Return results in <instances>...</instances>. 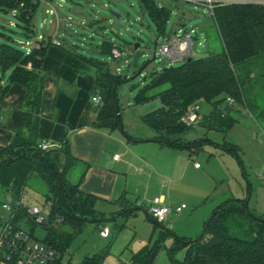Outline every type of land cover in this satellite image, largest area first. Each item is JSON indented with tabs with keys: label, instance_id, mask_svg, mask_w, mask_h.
Returning a JSON list of instances; mask_svg holds the SVG:
<instances>
[{
	"label": "trees",
	"instance_id": "1",
	"mask_svg": "<svg viewBox=\"0 0 264 264\" xmlns=\"http://www.w3.org/2000/svg\"><path fill=\"white\" fill-rule=\"evenodd\" d=\"M142 2L149 17L156 23L158 32L162 33L167 17L165 8L157 7L153 0ZM39 3L40 0H0V10L14 11L15 25L23 36H30L34 34L31 20ZM209 16L219 49L202 57L193 55L185 58L175 66L152 70L148 83L133 98L134 104L158 98L160 106L139 118L153 131L151 139L159 144L174 148L189 147L183 137L189 126L181 121V116L190 104L198 100L210 105L199 121L205 132H225L231 128L235 122L232 116L236 111L235 104H241L246 109L256 108L248 92L253 81L254 61L264 56V3L246 1L215 5ZM6 38L9 39L8 36ZM48 44L49 40L45 38L25 51L10 42L0 43V109L5 106L3 96L7 84L1 83L5 72L7 83H17L24 88L18 104L22 111L20 122L13 130L9 143L0 146V190L18 199L30 174L34 173L42 180L45 201H49L50 206L48 222L40 225L45 231L41 241L57 252L59 263L72 237L86 222H94L93 217L99 212L94 207L97 199L80 191L77 182H68L65 177L76 161L67 144L64 142L59 147L64 157L61 170L51 159L53 149L37 147L43 83L41 59ZM112 47L110 40H103L99 52L111 55ZM81 57L94 68L91 93L97 91L101 98L92 125L107 130L119 129L126 140L142 141L143 138L127 135L121 127L114 91L120 81L119 75L113 73L102 59L82 53ZM226 149L235 154L233 145ZM235 157L238 160L237 155ZM113 203L127 205L125 210L130 212L129 215H122V212L117 215L126 218L133 214L135 206L127 200L118 198ZM145 213L148 217L146 210ZM24 215V211L19 209L16 216L21 219ZM153 222L159 224V238L132 252L125 264L153 263L163 245L164 236L170 233L161 223ZM25 223L32 232L33 222L27 218ZM179 247L184 248V254L181 259L175 260L176 264H264V215L257 216L247 210L244 198H226L211 210L203 221L200 233L194 238L174 239L166 248L170 261L173 260L174 249ZM105 253L106 250H102L85 255L76 264H100ZM63 264L70 263L66 261Z\"/></svg>",
	"mask_w": 264,
	"mask_h": 264
},
{
	"label": "rangeland",
	"instance_id": "2",
	"mask_svg": "<svg viewBox=\"0 0 264 264\" xmlns=\"http://www.w3.org/2000/svg\"><path fill=\"white\" fill-rule=\"evenodd\" d=\"M153 4L157 7L163 6L167 12L162 33L158 32L156 23L149 17L142 0H51L50 5L54 7L51 17L40 4L36 7L31 20L34 34L30 36L21 34L20 28L15 25L16 17L12 10H0V43L10 42L20 47L21 41H32L38 34L46 35L49 30L53 32L58 29L62 39L76 45L73 47L76 51L106 61L110 70L119 75L120 81L114 91L121 127L132 137H149L153 135V131L139 117L159 107L160 102L157 97H153L143 103L134 104L133 98L148 83L152 70L159 71L163 67L180 63L179 60L170 61L158 52L153 53V41H156L157 47L172 30L180 35L176 32L180 29L191 30V50L195 57L205 56L210 50L218 49L219 45L207 7L184 0H153ZM103 40L112 42L119 51L118 57L99 52ZM134 43H138V48L144 50L137 60L136 68L130 65L131 46ZM254 62L253 81L248 96L252 98L256 108L246 109L241 104H235L236 111L232 113L235 122L230 129L225 132H205L199 126V121L210 105L204 100L196 101L197 118L188 125L189 128L183 136L189 147L171 149L168 153L159 150L152 153L159 168L168 160L171 164L178 163L181 177L170 186L167 183L160 188V182L154 176L151 177L148 188L143 182H131L130 178L128 189L133 194L129 200L135 209L126 218L117 213L129 215L130 212L125 210L127 205L115 206L96 201L94 207L99 212L98 215L93 217L94 222H86L72 237L62 256L63 262L76 264L85 255L106 250L100 264H125L132 252L159 238V224L147 217L144 210L154 194L165 195V203L171 212L161 222V226L170 233L164 236L161 242L163 245L152 264H176L175 260L183 257L184 248L174 249L172 261L167 257L166 248L176 237L191 239L199 234L203 221L211 210L226 198H244L247 201V210L256 215L264 212V56ZM111 131L119 134L125 142L121 130ZM232 145L235 154L226 149ZM193 163L198 168H194ZM44 193V183L32 173L19 198L23 204L38 206L41 214L45 215L42 210L46 202ZM4 195L0 190V201ZM180 203L185 208L179 214L173 213L174 206ZM96 222L108 228L109 234L106 238L98 235ZM26 227L29 228L28 225ZM44 234L43 227H33L32 236L35 239L41 240Z\"/></svg>",
	"mask_w": 264,
	"mask_h": 264
},
{
	"label": "crops",
	"instance_id": "3",
	"mask_svg": "<svg viewBox=\"0 0 264 264\" xmlns=\"http://www.w3.org/2000/svg\"><path fill=\"white\" fill-rule=\"evenodd\" d=\"M39 4L44 10L51 0H40ZM60 19H63L62 16ZM57 31L38 34L42 39H48L49 44L41 59L43 83L37 134L40 139H46L53 145L61 146L65 142L70 154L76 158L65 174L67 181L77 182L80 191L95 197L97 201L116 206L113 201L118 198L131 204L129 197L133 193L128 189L130 178L133 183L143 182L147 188L152 176L158 178L159 188L167 183L170 186L174 180H178L182 175L179 174L178 163L171 164L168 160L163 163L164 168L163 164L159 168L152 153L158 150L168 153L171 149L182 148L159 144L151 139L152 135L143 137L142 141L125 139L123 142L119 134L92 125L97 107L90 101L94 68ZM6 74L1 79V83L7 85L3 96L5 106L0 109V146L9 143L13 130L20 122L22 111L18 104L24 93L21 85L7 83ZM262 133L264 135V128ZM51 149V159L55 167L61 170L63 154L59 148ZM262 162L264 164V156ZM193 166L198 168L195 163ZM154 196H161L165 202L163 193ZM262 215L264 212L257 216ZM96 226L98 228L101 224Z\"/></svg>",
	"mask_w": 264,
	"mask_h": 264
},
{
	"label": "built area",
	"instance_id": "4",
	"mask_svg": "<svg viewBox=\"0 0 264 264\" xmlns=\"http://www.w3.org/2000/svg\"><path fill=\"white\" fill-rule=\"evenodd\" d=\"M190 3L203 5L208 8L211 13L212 8L215 5H224L231 3H243L246 1L261 2L259 0H184ZM21 6V2L19 3ZM54 9L47 4L44 8V12L51 15ZM14 12V11H12ZM174 30L170 35H166L161 43H158L157 47H153V53L158 52L170 61L179 60L182 61L185 58L193 56L191 50V35L190 31ZM42 40L40 35H37L32 41L19 42L20 47L25 51L29 48L37 46V41ZM155 44L156 41H155ZM111 56L118 57L119 51L116 47L111 48ZM90 101L94 106H98L101 102L100 95L97 91L90 94ZM228 102H231L230 98H227ZM197 118V105L195 103L190 104L189 107L181 116V121L186 124H192ZM37 147L42 150L50 149L51 147L59 148V145H53L46 139H40ZM49 201L44 202L42 210L45 211V215L41 214V209L36 205L23 204L20 198L15 199L10 194L6 193L3 199L0 201V264H63L59 261L58 254L50 246L37 240L32 236L26 219L29 218L34 225L46 224L48 222V209ZM185 208L183 203L174 206L172 212L179 214ZM21 209L25 215L23 218H17V212ZM147 214L155 220L157 223H161L166 219V216L171 212L170 207L164 202L161 196H154L149 201V205L146 208ZM55 221H58L55 219ZM109 234V230L106 227L98 226V235L102 238H106Z\"/></svg>",
	"mask_w": 264,
	"mask_h": 264
},
{
	"label": "water",
	"instance_id": "5",
	"mask_svg": "<svg viewBox=\"0 0 264 264\" xmlns=\"http://www.w3.org/2000/svg\"><path fill=\"white\" fill-rule=\"evenodd\" d=\"M153 46H155V40L153 41ZM131 50H132V57H131V67L132 68H136L137 67V60L138 58L144 53V50H140L138 48V43H134L131 46ZM123 103H126V99L123 100Z\"/></svg>",
	"mask_w": 264,
	"mask_h": 264
}]
</instances>
